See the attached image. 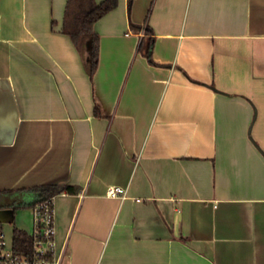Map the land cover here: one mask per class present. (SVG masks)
Wrapping results in <instances>:
<instances>
[{
    "label": "crops",
    "instance_id": "obj_1",
    "mask_svg": "<svg viewBox=\"0 0 264 264\" xmlns=\"http://www.w3.org/2000/svg\"><path fill=\"white\" fill-rule=\"evenodd\" d=\"M66 1L0 0L5 244L34 230L15 209L30 189L67 184V264H264V0H117L93 26L91 77L88 44L61 32Z\"/></svg>",
    "mask_w": 264,
    "mask_h": 264
},
{
    "label": "trees",
    "instance_id": "obj_2",
    "mask_svg": "<svg viewBox=\"0 0 264 264\" xmlns=\"http://www.w3.org/2000/svg\"><path fill=\"white\" fill-rule=\"evenodd\" d=\"M117 5V0H102L96 2L95 0H67L64 12V23L61 32L68 35L77 47H80L85 42L89 46V56L86 60V67L91 77L98 62V37L93 31V26L106 13L114 9ZM131 0H129V6ZM134 29H140V26L131 25ZM147 26H144V36L142 37L138 51L148 60L153 63L151 58V51L153 46V37ZM97 114V108L95 107ZM37 192L38 197L31 203H24L15 206V209L32 208L36 203L47 198H52L61 193L76 194L79 191L78 186L74 185H58L47 184L33 187ZM32 237L24 230L14 228L12 231L11 247L16 253L30 255L32 251Z\"/></svg>",
    "mask_w": 264,
    "mask_h": 264
},
{
    "label": "built area",
    "instance_id": "obj_3",
    "mask_svg": "<svg viewBox=\"0 0 264 264\" xmlns=\"http://www.w3.org/2000/svg\"><path fill=\"white\" fill-rule=\"evenodd\" d=\"M106 196H124V190L118 186H109ZM53 199L47 198L31 208L34 230L29 233L33 241L30 255L14 252L11 245L7 247L0 234V264H67L56 247Z\"/></svg>",
    "mask_w": 264,
    "mask_h": 264
},
{
    "label": "rangeland",
    "instance_id": "obj_4",
    "mask_svg": "<svg viewBox=\"0 0 264 264\" xmlns=\"http://www.w3.org/2000/svg\"><path fill=\"white\" fill-rule=\"evenodd\" d=\"M7 247H10V244H8Z\"/></svg>",
    "mask_w": 264,
    "mask_h": 264
}]
</instances>
